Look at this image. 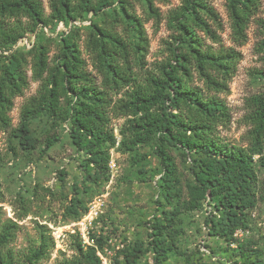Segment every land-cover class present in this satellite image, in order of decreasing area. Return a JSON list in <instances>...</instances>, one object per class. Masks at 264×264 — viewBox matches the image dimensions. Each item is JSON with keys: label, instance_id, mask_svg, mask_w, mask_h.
I'll list each match as a JSON object with an SVG mask.
<instances>
[{"label": "trees", "instance_id": "16d2710c", "mask_svg": "<svg viewBox=\"0 0 264 264\" xmlns=\"http://www.w3.org/2000/svg\"><path fill=\"white\" fill-rule=\"evenodd\" d=\"M158 1L167 0H49L47 13L44 0H0V131L18 138L19 148L30 150L38 142L31 134L32 118L46 111L54 124L69 119L70 136L85 152L83 164L95 184L110 176L112 149L130 153L156 141L163 165L160 184L168 199L184 191L172 154L179 148L192 160V179L186 183L188 207L212 202L217 214L208 217L210 234L236 241L242 248L235 236L249 227L246 211L256 203L254 155L264 145V92L246 99L244 144L225 139L222 132L233 122L227 97L243 54L236 46L224 45L225 22L213 0H181L167 16L172 35L164 39V59L149 69L151 41L145 23L164 19ZM225 1L232 40L244 45L261 0ZM139 5L145 18L138 13ZM90 14L99 19L89 18ZM61 22L73 27L62 35L52 60L56 41L51 36L44 41L37 38L40 31ZM259 24L264 34V18ZM28 33L36 35L32 46L17 47ZM259 49L264 54V38ZM30 70L41 80L40 88L24 105L21 124L13 127L11 113L16 98L30 87ZM115 119H124L119 144ZM51 198L67 202L64 217L80 218L88 211L81 197L69 198L50 186L36 185L33 199L18 193L11 201L12 217L0 206V264H41L51 256L55 243L44 231L39 243L24 252L13 247L20 221L34 213L32 205ZM164 214L168 223L157 225L150 243L153 262L145 264H166L174 245L176 212ZM72 249L73 255L57 264H102L96 245L84 244L79 233L73 235ZM144 252L143 244L137 243L127 253V264H136ZM248 264L264 261L251 259Z\"/></svg>", "mask_w": 264, "mask_h": 264}, {"label": "rangeland", "instance_id": "374dc122", "mask_svg": "<svg viewBox=\"0 0 264 264\" xmlns=\"http://www.w3.org/2000/svg\"><path fill=\"white\" fill-rule=\"evenodd\" d=\"M212 2L225 22L224 45L236 46L243 54L231 83V94L227 97L233 122L222 134L228 141L244 144L243 135L247 127L242 118L247 112L246 99L264 92V76L261 73L264 71V54L259 49L264 38L259 24V20L264 18V0H261L260 12L250 22L248 40L244 45H237L232 40L226 1ZM180 3L181 0L158 1L157 6L164 19L159 24L154 19L145 23L151 41L147 58L149 69H156L164 59V39H169L172 35L167 16ZM44 4L46 12L49 13V0H44ZM137 10L144 18L147 16L140 5ZM89 18L99 19L93 14ZM84 22L89 23L87 20ZM72 27L73 24L67 26L53 23L40 31L37 41H44L49 36L56 41L52 46V60L58 52L57 45L61 42L62 35ZM132 33L134 34V29ZM34 39V34H26L28 43ZM28 73L30 87L23 96L15 100L11 113L13 127L21 124L24 105L40 88L41 80H36L31 70ZM30 122L31 134L38 139L35 149L19 148L18 138L9 132L0 131V206L4 207L8 217H12V199L18 193L33 199L35 186L41 185L63 192L69 198L81 197L87 204L88 211L80 218L72 215L64 217V206L67 203L65 200L51 198L41 204L36 201L32 205L34 213L20 221L22 228L13 243L17 253L24 252L33 243L38 244L41 232L44 231L52 236L55 246L51 256L41 264H57L63 257L73 255V235L79 233L83 238L84 226L79 223L86 219L90 242L100 251L102 264H127V253H132L137 243L143 244L145 252L136 264L153 262L154 250L150 243L154 239L156 227L168 223L164 211H175L177 230L166 264H248L251 259L264 261V145L254 155L258 180L253 188L255 206L249 208L245 216L249 227L239 230L235 236L243 245L241 248L236 241L230 242L210 234L208 217L217 214L212 202H204L195 209L188 207L186 183L192 179V160L183 150L174 148L172 154L176 157L182 175L184 191L177 198L168 199L160 184L163 165L156 141L140 146L130 153L112 149L110 176L104 178L100 184H95L88 178L87 168L83 164L85 152L72 141L69 119H60L54 124V119L45 111ZM123 122L124 119L114 120L118 144L121 139L119 127ZM13 146L17 147L16 150ZM88 169L94 172L92 167ZM61 171L65 172L63 176ZM90 211L92 214H89ZM37 223L45 226L39 227Z\"/></svg>", "mask_w": 264, "mask_h": 264}, {"label": "built area", "instance_id": "2783aa9c", "mask_svg": "<svg viewBox=\"0 0 264 264\" xmlns=\"http://www.w3.org/2000/svg\"><path fill=\"white\" fill-rule=\"evenodd\" d=\"M63 23V22H61ZM86 24V22H84ZM64 24V23H63ZM80 24V23H79ZM47 29V28H46ZM35 38H36V35L34 34ZM35 40V39H34ZM34 40L31 41V43H28V40H26V36L23 37L22 39H20V41L18 42L17 44V47L23 45L27 48H30L34 42ZM89 214H92V211L89 212ZM86 218H88V214L86 215ZM86 223V219L82 220L79 224L80 226L83 225L84 226V229H83V232H82V240H83V243L86 244V245H94L93 243L90 242V232L89 230H87V227L85 225ZM239 232V231H238ZM238 232L236 234H238ZM97 254L98 256L102 259V256L100 254V251L98 250L97 251Z\"/></svg>", "mask_w": 264, "mask_h": 264}]
</instances>
